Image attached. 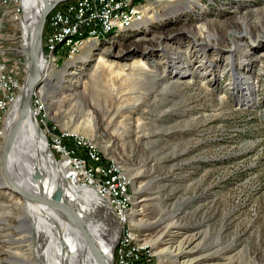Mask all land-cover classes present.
Masks as SVG:
<instances>
[{
    "label": "rangeland",
    "instance_id": "obj_1",
    "mask_svg": "<svg viewBox=\"0 0 264 264\" xmlns=\"http://www.w3.org/2000/svg\"><path fill=\"white\" fill-rule=\"evenodd\" d=\"M137 5L128 23L63 58L44 50L33 92L54 134L97 142L130 177L129 209L115 231L103 208L89 210L88 227L104 225L97 235L106 244L125 232L147 245L148 264H264V0ZM20 23L0 30V58L20 80L16 97L30 61ZM5 183L0 164V264H37L44 241L28 220L39 212Z\"/></svg>",
    "mask_w": 264,
    "mask_h": 264
},
{
    "label": "bare ground",
    "instance_id": "obj_2",
    "mask_svg": "<svg viewBox=\"0 0 264 264\" xmlns=\"http://www.w3.org/2000/svg\"><path fill=\"white\" fill-rule=\"evenodd\" d=\"M19 0H11V4H16L15 2H18ZM147 0H118V2H115L107 9V18L109 19V24L106 25L104 30H96V21H86L83 22L79 28L73 29V30H63L62 32L56 33V35L49 37L47 42V50H48V56L50 58H57L58 53L54 54L57 51H60V47L67 43H77L75 46H78L81 44V40L87 38L91 39L96 37V35L103 34L112 27L116 26L117 24L121 23H128L129 19L134 17L136 13V6L137 4H143ZM23 6H24V18H23V27L26 28V31L31 30V27L34 25V23L37 20L38 14L35 10V0H23ZM140 8V7H139ZM139 16V15H138ZM136 16V17H138ZM142 19V18H141ZM28 25V27H27ZM75 46L70 47L75 48ZM54 51V52H53ZM67 56V55H66ZM40 64L42 63V67L45 66L46 60H44V54L43 58L40 59ZM48 62V61H47ZM39 74H40V65H39ZM42 71V70H41ZM16 88H9L7 90V93L5 94V99L2 103H0V127L3 118L5 117L7 106L9 105V102L14 101V98H16ZM35 91V90H34ZM33 91V92H34ZM32 92V93H33ZM12 116L9 118V125L14 124L16 126L15 130V144L13 148V163L10 167V174L13 175V178L19 182H21L25 187L28 189L30 188V183L35 181L37 178L41 176L40 172L42 168H46L49 174H51V184L52 187L59 186L62 190V193L65 194V198L68 199L71 203L78 206L80 209L78 213L82 214L84 213V209L87 210L88 215V224L90 223V212L93 215L94 213L100 214V207L99 201L94 202L92 199V193L91 191L80 188L77 186H74L68 181H65L61 178L59 179V173H60V167L59 170L55 169L54 166L50 164H47V161L42 156V149H43V143L38 142V138L36 137V134L34 132L33 127L31 126L28 119H26L24 104L22 102L18 103L16 108L13 109ZM4 116V117H3ZM71 135L70 133H61L59 136H66ZM83 140H88L86 138H83ZM69 143H78L77 136H68ZM96 154L100 155L99 152L96 150ZM102 157V156H101ZM104 159V158H103ZM108 166L111 167V169H114L115 172H118L116 174H112V181L119 180V174H120V180H121V189L123 190L122 196H121V204L125 206H116L114 207V213L117 214H126L125 209L128 211L129 209V203H130V194H129V185H130V177L122 171L121 167L118 165V163L114 160L106 161L104 160ZM53 164V163H52ZM11 165V164H10ZM55 165V161H54ZM58 165V164H57ZM55 169V171H54ZM59 171V172H58ZM65 183L67 186H65ZM70 185V186H68ZM79 196L81 200L76 198V196ZM96 199V198H95ZM94 199V200H95ZM78 200V202H77ZM85 203V204H84ZM34 205L33 208H30L32 212L38 211L39 214L37 215L36 212L31 214L33 223L36 225V231L37 238L44 241L43 248L38 247V253L36 252V256L40 257L43 264H49L48 261H51L52 264H63L64 263V257L60 254L59 248H58V239L57 235L60 233V228L55 225V223L52 222V219L50 217L51 210L46 207L45 203L40 202L39 200L33 199L30 203ZM27 204V205H28ZM84 204V205H83ZM91 207V209L89 208ZM83 209V210H82ZM106 210L108 211V207L106 206ZM101 209L104 212V214H108L107 211ZM126 211V212H127ZM30 216V215H29ZM108 215H104L105 220H107ZM49 222H47V221ZM105 222V221H104ZM91 227H96L93 230ZM103 227L97 230V226H90L89 230L92 235V237L98 242L99 244V252L96 254L89 255L88 251L85 252V258H87L89 261L92 262V264H110L113 254V263L112 264H118L119 263V254L118 250L125 247V237L122 235L120 236V239L116 241V233L114 232L110 242L106 244L103 240L105 236L97 235L99 232H102L103 234ZM119 229V226L117 227ZM125 230V229H124ZM105 233V232H104ZM127 233V232H126ZM69 239H71V242L73 243V247L78 250L77 253H80L83 251L84 248V239H82L80 233L77 232V230L73 229V227L69 226ZM101 234V235H102ZM62 235V234H61ZM100 236V237H98ZM81 237V239L79 238ZM115 242V246L113 249V253L111 254V247ZM41 249V250H40ZM141 250H148L147 245L144 244H138V243H130L127 248H124V254L125 256H132L134 253H140ZM149 253V250H148ZM150 254V253H149ZM115 258V261H114ZM128 264H142L141 259H134L133 261L129 262Z\"/></svg>",
    "mask_w": 264,
    "mask_h": 264
},
{
    "label": "built area",
    "instance_id": "obj_3",
    "mask_svg": "<svg viewBox=\"0 0 264 264\" xmlns=\"http://www.w3.org/2000/svg\"><path fill=\"white\" fill-rule=\"evenodd\" d=\"M118 0H64L53 7L46 17L45 30L43 31L42 44L43 51L47 50L48 38L56 35L63 30H73L79 28L83 22L96 21V30H104L109 19L107 18V9ZM21 11L14 12V6H11V0H0V30L6 22H19L23 15V6L21 0ZM78 43V42H77ZM77 43L63 44L60 52V57L69 55L70 47ZM22 53H26L21 48ZM26 59V57H25ZM30 61H26L25 67ZM19 89L20 80L10 70L6 63L0 58V103L4 99V93H7L9 88ZM17 98V97H16ZM14 98L13 103L16 101ZM34 115L41 126L49 148L55 158V163L60 167L62 179L68 183L85 188L97 198L99 205L105 208L108 207L109 222L107 226H111L112 232L115 231V226L121 221L125 214L114 215V207L125 206L121 204V180L112 181V174H116L114 169L104 161L103 157L96 154L97 142L93 140H83L77 136L78 143H69L68 136H76V134L59 136L54 134L53 126L44 124L42 112L38 108L37 102H32ZM125 209V213H126ZM111 224V225H110ZM125 237V232H124ZM129 246V241L125 237V247L118 250L119 263L128 264L134 259H141L142 264L150 262L148 250H141L140 253H134L132 256H125L124 248Z\"/></svg>",
    "mask_w": 264,
    "mask_h": 264
},
{
    "label": "water",
    "instance_id": "obj_4",
    "mask_svg": "<svg viewBox=\"0 0 264 264\" xmlns=\"http://www.w3.org/2000/svg\"><path fill=\"white\" fill-rule=\"evenodd\" d=\"M62 1L64 0H35V10L37 11L38 17L30 31H28V29L26 31V28H24L25 26L23 27L22 25V19L24 18L25 12L23 7V15L21 19L22 23H20L21 44L23 50L29 57L30 63L25 69L24 78L16 101L7 109L8 111L3 123L5 132L2 141L3 146L0 153V164L1 174L4 176L6 183L2 184L1 187L8 188L10 191L19 195L25 205L30 203L33 199H36L45 203L46 207L51 210L50 217L52 222L55 223L57 228H60L62 234L61 235L59 233L56 239H58L59 252L64 257L63 264H92L91 261L85 258L84 254L87 251L89 255L98 253L99 244L90 233L87 210L84 209L83 215L78 213L80 208L65 198V194L62 193L60 187H52L51 174L48 173L46 168L41 169V176L36 177L37 179L30 183L29 189L21 182L17 181L15 179L16 177L13 178V175L10 174L9 170L14 161L13 148L15 144L16 130V126L14 124L9 125V118L14 111L13 109L16 108L17 104L20 102L24 104L26 119L29 120L31 126L33 127L36 137L39 140L38 142L43 143V149L41 151L43 158L46 159L47 164H52L55 161V158L49 148L46 136L34 115L32 109V92L40 86L42 81V76L39 74L38 70L41 61L40 59L43 58L42 36L45 28L46 17L50 10ZM28 223L30 224L31 232L35 233L36 225L33 223V219L31 217H29ZM69 226L77 230L82 239H84V248L80 253H77L78 250L75 246L73 247V243L71 242V239H69ZM31 240H33L34 247L36 245V240L34 238ZM114 246L115 242L111 247V254L113 253ZM37 260V264H41V260L39 258ZM112 263L113 254L110 264Z\"/></svg>",
    "mask_w": 264,
    "mask_h": 264
},
{
    "label": "trees",
    "instance_id": "obj_5",
    "mask_svg": "<svg viewBox=\"0 0 264 264\" xmlns=\"http://www.w3.org/2000/svg\"><path fill=\"white\" fill-rule=\"evenodd\" d=\"M44 30H45V28H44Z\"/></svg>",
    "mask_w": 264,
    "mask_h": 264
}]
</instances>
